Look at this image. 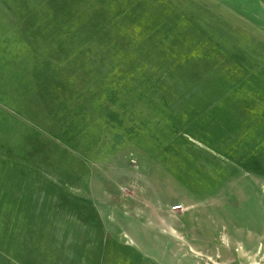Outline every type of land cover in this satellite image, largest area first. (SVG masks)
I'll list each match as a JSON object with an SVG mask.
<instances>
[{
  "label": "rangeland",
  "instance_id": "obj_1",
  "mask_svg": "<svg viewBox=\"0 0 264 264\" xmlns=\"http://www.w3.org/2000/svg\"><path fill=\"white\" fill-rule=\"evenodd\" d=\"M0 264H264V0H0Z\"/></svg>",
  "mask_w": 264,
  "mask_h": 264
},
{
  "label": "built area",
  "instance_id": "obj_2",
  "mask_svg": "<svg viewBox=\"0 0 264 264\" xmlns=\"http://www.w3.org/2000/svg\"><path fill=\"white\" fill-rule=\"evenodd\" d=\"M183 208H182V205H175V206H173V210H182Z\"/></svg>",
  "mask_w": 264,
  "mask_h": 264
},
{
  "label": "crops",
  "instance_id": "obj_3",
  "mask_svg": "<svg viewBox=\"0 0 264 264\" xmlns=\"http://www.w3.org/2000/svg\"><path fill=\"white\" fill-rule=\"evenodd\" d=\"M155 208V207H154Z\"/></svg>",
  "mask_w": 264,
  "mask_h": 264
}]
</instances>
